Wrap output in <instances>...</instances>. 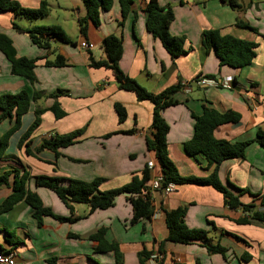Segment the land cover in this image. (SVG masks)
Segmentation results:
<instances>
[{"label":"crops","instance_id":"crops-1","mask_svg":"<svg viewBox=\"0 0 264 264\" xmlns=\"http://www.w3.org/2000/svg\"><path fill=\"white\" fill-rule=\"evenodd\" d=\"M17 1L22 6L36 8L41 0ZM157 1L160 6L170 5L172 9L169 32L185 38L186 52L177 57H171L159 39L147 31L146 0H132V10L121 25L119 2L112 0L110 9L100 11L99 24L89 23L85 36L79 34L77 26V18L86 14L82 0H46V16L55 12L59 18L56 24L67 33L64 24L68 23L74 32L67 33L74 44L52 41L50 51H53L49 54L47 49L34 45L27 34L12 28L11 22L16 19L11 12H0V32L11 39L16 55L40 58L34 68L36 81L30 84L23 77L10 73L9 62L0 52V94L22 89L45 94L63 91L57 96V102L65 115L56 119L52 112L44 111L39 125L28 137L30 148L38 146L51 134L64 135L82 130L73 138L72 144L58 149V156L48 150L35 156L26 154L18 142L34 119V108L48 107L53 100L43 97L31 102L29 110L20 118L19 128L7 139L0 156V173L24 167L31 176L55 175L85 181L98 177L102 179L99 189L106 190L129 182L134 175L141 177L148 160L157 164L153 151L146 145V138L152 132V103L138 101L134 92L119 89L110 69L89 66L90 55L95 60L107 58L102 40L114 34L122 38L121 70L150 92L157 93L195 77L217 82L207 85L190 82L187 91L182 88L173 94L177 102L162 110L161 115L169 127L166 136L168 157L181 176H207L213 166L208 167L201 154L192 156L183 149V142L193 134L194 116L201 114L204 105L218 112L238 113L237 121L217 126L214 136L249 143L243 158L220 162L217 175L242 204L261 208L264 145L259 143L258 131L264 132V0H233L237 8L222 0ZM237 21H243L247 26L239 25ZM205 29H217L221 34L256 42L252 62L241 68L220 65L214 52L201 46L200 35ZM81 40L93 43L94 47L80 48ZM57 53L64 57V66L44 65L43 56L47 54V59L51 60ZM115 102L125 109L123 121L117 120ZM12 123L13 119L0 121V137ZM154 173L155 169H149L150 179ZM28 188L53 214L71 216L52 190L36 186L33 179L29 180ZM239 188L243 191H238ZM10 193V185H0V203ZM150 196L153 214L149 219L130 222L131 204L126 194H119L112 206L90 213L87 204L73 203L72 215L80 216L79 219L65 222L45 215L39 227L32 217V208L25 201H18L8 210L0 211V250L12 253L13 264H111L113 253L95 251L97 243L88 239L90 234L103 227L105 239L118 245L123 264H148L138 252L155 251L158 241L167 237L163 211L183 207L185 224L205 230L206 239L202 243L166 242L162 264H264V221L238 222L244 214L241 208L226 205L223 194L212 186L174 184L173 192L151 190ZM5 230L13 232L19 242L7 243ZM69 233L79 237H70ZM216 243L226 248L224 254L207 249L206 244Z\"/></svg>","mask_w":264,"mask_h":264},{"label":"trees","instance_id":"trees-1","mask_svg":"<svg viewBox=\"0 0 264 264\" xmlns=\"http://www.w3.org/2000/svg\"><path fill=\"white\" fill-rule=\"evenodd\" d=\"M222 1L226 2L232 8L238 7L233 0ZM82 2L86 9V14L83 17L77 18V26L79 34L85 36L89 23L97 26L99 24L100 11L110 9L112 0H82ZM118 2L121 14L119 24L121 25L123 19L132 10V0H118ZM4 11L11 12L14 17L37 19L47 15L48 6L46 0H41L36 8L22 6L17 0H0V12ZM145 12V26L147 31L153 37L159 39L168 54L171 57H177L185 53V38L183 36L172 35L169 32V25L173 19V12L170 5L160 6L157 0H146ZM237 23L242 26H247L243 21H237ZM11 26L19 32L26 33L34 45L41 49H47L48 54L53 51H50L52 41L74 44L58 24L32 25L23 28L12 20ZM252 29L255 30L254 28ZM200 43L206 51L212 50L214 52L220 65H228L233 68H241L250 64L256 55V42L240 39L229 34H221L217 29L203 30L200 35ZM102 47L107 58L95 60L90 55L88 57L89 66L110 69L119 89L132 91L138 101L147 100L153 105L150 123L152 132L151 136L146 138V145L148 150L154 153L157 163L155 164L156 168L162 176V185L169 182L174 184L192 183L197 185H210L223 194L226 205L231 208H241L244 214L238 219V222L249 223L251 221H264V199L260 200V209H254L252 204H242L220 182L217 175L220 162L229 158H243L245 148L249 143V141H229L214 136L213 132L217 126L226 122L237 121L239 114L233 111L218 112L209 106H203L201 114L194 116L193 134L183 142V149L187 154L192 156L198 153L201 154L206 160L207 166H213V169L205 177L181 176L168 157L166 136L169 127L161 115L164 108L174 105L177 102L173 99V94L183 88L181 83L168 86L157 93L150 92L134 78L128 76L121 70L119 66V60L122 55L121 37L114 34L105 36L102 40ZM0 52L9 62L11 74L23 77L30 84L36 81L34 68L36 61L40 58L17 56L11 39L2 32H0ZM47 57V54L42 57L45 59L44 65L46 66H64L66 64L64 57L58 53L51 60L47 59ZM207 77L213 78L210 75H207ZM62 92L61 90H56L45 94L39 90L27 91L22 89L15 93L0 94V121L3 119H13L12 125L0 137V156L6 147L8 137L19 128L20 118L29 110L31 102H36L43 97L51 98L53 100L51 105L48 107L36 106L34 108V119L20 137L18 145L23 146L25 153L28 155L35 156L38 152L48 150L55 156H58L59 148L68 146L74 142L73 138L82 131L81 129L64 135L51 134L43 138L38 146L33 149L30 148L31 140L28 137L39 125L40 115L44 111L49 110L56 119L65 115L64 110L57 102V96ZM114 109L117 114V120L123 121L126 117L124 107L120 103L115 102ZM258 136L259 143L264 145V132L258 131ZM12 158L18 161L14 156ZM10 176H12L11 180L9 178ZM31 179H33L36 186L52 190L69 209L71 216L64 217L53 214L50 208L43 206L38 195L28 188V182ZM149 179V169L145 166L141 177L134 175L129 182L121 186L100 190L99 185L102 179L98 177L85 181L55 175L39 174L31 176L24 167L21 169L12 168L0 173V185H10L11 187V193L0 203V211H6L16 202L23 200L32 208V217L39 227L42 225V219L45 215H50L59 221L65 222H72L79 219L80 216L72 215L73 203L87 204L90 213L96 209H106L112 206L117 195L126 194V199L130 202L132 208L130 222L133 223L141 219H149L153 214L150 192L142 194L143 189L148 190L147 182ZM238 191H243V189L239 188ZM184 214L185 209L183 207L163 211L167 237L164 240L158 241V246L155 251H139L138 256L143 261H147L148 264H162V256L165 251L164 245L166 242L190 243L197 241L202 243L206 239L205 230L192 228L185 224ZM105 232L106 229L100 227L88 236V239L97 243L94 250L98 252L111 251L114 257L113 263L111 264H123V256L118 245L116 242L107 241L104 237ZM5 234L7 243L14 245L19 242L13 232L5 230ZM68 235L73 238L79 237L72 233ZM206 247L210 251L222 254L226 251V248L218 243L214 245L206 244ZM152 261L153 263H151Z\"/></svg>","mask_w":264,"mask_h":264},{"label":"built area","instance_id":"built-area-1","mask_svg":"<svg viewBox=\"0 0 264 264\" xmlns=\"http://www.w3.org/2000/svg\"><path fill=\"white\" fill-rule=\"evenodd\" d=\"M78 45L80 48H83V49H92L94 47L93 43L87 42L85 40H81ZM190 82L196 83L197 85H207V84L217 83L215 80H210L204 77H197V78H193L189 82H185V81L181 82V85L184 90L186 91L188 90L189 88L188 84ZM146 166L148 167V169H155V173L149 180V184H147L148 190L143 189L142 194H146L147 192H150L151 190H162L166 194L174 191V183L169 182L165 185H162V176L160 172L157 170V168L155 167V163L153 160H148L146 162ZM13 263H14V260H13L12 253L4 252L0 250V264H13ZM151 263H153V261Z\"/></svg>","mask_w":264,"mask_h":264},{"label":"rangeland","instance_id":"rangeland-1","mask_svg":"<svg viewBox=\"0 0 264 264\" xmlns=\"http://www.w3.org/2000/svg\"><path fill=\"white\" fill-rule=\"evenodd\" d=\"M15 22L19 24V26L25 28V27H30L32 25H48V24H56V22L58 21V16L54 13L50 14L48 17L47 16H43L37 19H30V18H26V17H15ZM65 29L67 31L68 34H74V32H72V30H70V26L68 23L64 24ZM25 26V27H24ZM19 32V31H18ZM21 34H26L24 32H21ZM73 39H77L76 37L72 36Z\"/></svg>","mask_w":264,"mask_h":264}]
</instances>
